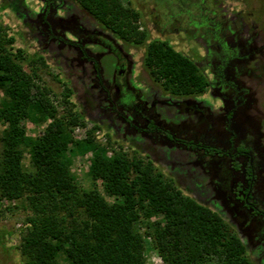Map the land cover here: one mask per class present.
<instances>
[{"label":"rangeland","instance_id":"rangeland-1","mask_svg":"<svg viewBox=\"0 0 264 264\" xmlns=\"http://www.w3.org/2000/svg\"><path fill=\"white\" fill-rule=\"evenodd\" d=\"M122 2L139 12L137 24L146 33L141 43L121 38L77 0H50L46 21L42 17L46 13L45 0H0V35L8 32L15 37V48L24 51L25 70L54 102L57 116L70 124L75 140L91 135L108 157L124 153L130 160L152 163L154 172L171 182L173 190L217 211L244 242L250 261L264 264V223L250 219L248 211L242 210L229 194L219 178L220 162L205 160L199 152L174 139L169 141L164 132L136 129L147 126V121H141L138 115L151 116L178 140L187 138L228 147L230 125L225 120V106L232 104L235 94L229 85L219 84L213 72L221 64L222 53H226L215 33L230 21L235 22V39L253 37L252 46L260 48L256 55L235 62L228 70L229 80L237 88H249L236 97L239 101L243 96L249 103L239 111L243 115L239 123L250 117L264 133L260 115V111L264 112V69L256 66L264 58V0ZM85 30L87 34L77 35ZM153 41H164L192 59L207 81L205 89L176 95L157 81L146 64L148 47ZM83 49L97 59L102 85L93 60L82 56ZM67 85L73 91L72 102L66 101ZM2 96L0 90V99ZM79 113L84 118H78ZM129 118L137 125L136 130L129 126ZM51 120L34 123L24 119L22 124L29 135L39 136ZM261 143L263 153L264 140ZM68 155L77 183L85 189L97 185L105 194L101 180L94 181L89 175L93 152L82 153L71 145ZM23 165L31 168L26 150ZM105 196L110 202L114 200ZM31 214L25 199H0V264H25L20 245L27 232L26 219ZM162 219V214H154L142 216L137 223L144 236L145 264H165L154 245L151 228V224Z\"/></svg>","mask_w":264,"mask_h":264},{"label":"trees","instance_id":"trees-1","mask_svg":"<svg viewBox=\"0 0 264 264\" xmlns=\"http://www.w3.org/2000/svg\"><path fill=\"white\" fill-rule=\"evenodd\" d=\"M77 1L121 38L145 40L146 33L137 24L139 12L122 0ZM45 2L43 21L51 6L50 0ZM14 43L10 33L0 35V124L4 126L0 129V199H25L32 211L20 245L25 264H145L144 236L137 223L142 216L154 214L163 215L151 228L165 264H253L244 242L223 217L173 190L171 182L154 172L152 163L130 160L124 153L108 157L91 135L75 140L70 124L57 116L54 102L25 70L24 51ZM146 64L173 94L201 92L207 85L197 64L164 41L149 45ZM94 67L99 70L97 60ZM66 90V101L72 102L71 87ZM147 117L149 125L139 129L133 121L127 122L134 130L158 129L155 120ZM48 118L52 120L39 136L29 135L22 124L24 119L41 123ZM78 118L84 116L79 113ZM173 136L167 135L169 140ZM184 144L199 147L193 140ZM71 145L82 153L93 152L89 175L101 180L112 202L97 185L85 189L77 183L68 155ZM204 148L218 152L213 146ZM23 150L30 155V169L23 165Z\"/></svg>","mask_w":264,"mask_h":264},{"label":"flooded vegetation","instance_id":"flooded-vegetation-1","mask_svg":"<svg viewBox=\"0 0 264 264\" xmlns=\"http://www.w3.org/2000/svg\"><path fill=\"white\" fill-rule=\"evenodd\" d=\"M229 22L230 21L225 22L224 25L220 28L221 33L220 30L219 33H215V38L219 40L220 47L226 53H222L221 64L218 65V67H215V70L213 72L214 76L218 77L219 79V81L217 82L221 85H229L231 89H233V93L235 94L234 99L232 100V104H227L225 106V120L226 123L230 125L228 128V132L230 133V137L228 139V147L224 148V146L217 143L208 144L204 141H196L194 139L180 137L179 138L181 140H178V137L173 132L164 129L160 125L158 129H149L148 131L161 133L164 132L166 136L174 134L173 139L175 140V142H180L179 144L184 145L186 148L188 147L184 144V141L193 140L194 143H196L199 147L195 149H189L199 152L201 154V157L205 160H218L220 162L218 168L219 178L222 181V184L226 186L229 194L233 197L234 200L241 204L242 210L244 209L248 211L250 219H257L258 221L264 223V187L260 186L264 185V152L262 153L260 151V148L262 146L261 141L264 140V133L263 129L253 124L254 122H252L250 117H245L246 119L243 120V122L239 123L243 116L239 114V111H241L242 106L244 108V106L249 103L245 102L243 96L241 98L242 100L239 101L236 99V97L246 93L249 88H243L240 85L237 88L234 82H231L229 80L230 76L228 75V70L232 65L234 66L235 62L243 61L248 59V57L256 55L257 51H259L260 48L252 46L253 37H246L245 39H235L234 36L236 35V30L233 25V23L235 22ZM229 30L230 33L228 32ZM230 35L231 38L229 39L228 36ZM51 36L53 37V34H51ZM82 52V56L85 59H89L90 61L91 59L93 60L94 66V60L97 59L92 56L86 49H83ZM256 66L258 68L264 69V58L258 60ZM95 71L98 75V81L100 83V80L102 81L100 66L99 70L95 69ZM248 73L250 75V72ZM260 112L262 120H264V112ZM138 116V119L146 118V121H148V117H142L141 115ZM129 120L134 122L133 119L129 118ZM147 125L149 124L147 123ZM139 131L147 132L144 129L142 130V128H140ZM239 136H241V138L237 142H235ZM205 146H213L218 152H208L204 148ZM224 158L226 159V161L224 160ZM248 179H250L249 184ZM243 188H248L246 193L244 192Z\"/></svg>","mask_w":264,"mask_h":264}]
</instances>
